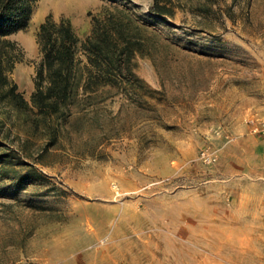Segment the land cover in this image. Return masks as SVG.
I'll return each instance as SVG.
<instances>
[{"label": "rangeland", "instance_id": "obj_1", "mask_svg": "<svg viewBox=\"0 0 264 264\" xmlns=\"http://www.w3.org/2000/svg\"><path fill=\"white\" fill-rule=\"evenodd\" d=\"M154 2L38 0L9 37L28 101L49 16L84 39L119 8L145 46L140 81L100 89L55 141L0 108V264H264V148L249 140L264 138L249 123L264 117V0H162L173 15Z\"/></svg>", "mask_w": 264, "mask_h": 264}, {"label": "trees", "instance_id": "obj_2", "mask_svg": "<svg viewBox=\"0 0 264 264\" xmlns=\"http://www.w3.org/2000/svg\"><path fill=\"white\" fill-rule=\"evenodd\" d=\"M37 1L0 0V108L9 105L32 113L33 129H51L49 138L55 141L60 124L74 109L93 105L100 89L140 81L134 58L145 42L138 37L141 26L119 8L95 18L84 39L69 19L57 22L47 17L37 32L41 60L36 67L35 91L28 101L11 78L20 57L16 42L9 37L29 27ZM152 11L173 15L162 0H155ZM9 156L0 155V166Z\"/></svg>", "mask_w": 264, "mask_h": 264}, {"label": "built area", "instance_id": "obj_3", "mask_svg": "<svg viewBox=\"0 0 264 264\" xmlns=\"http://www.w3.org/2000/svg\"><path fill=\"white\" fill-rule=\"evenodd\" d=\"M249 123L252 132H254L256 135L264 137V117L253 118L249 120ZM224 133L225 132L223 131H218V134L223 135L229 142L231 140L230 135ZM199 158L203 163L212 165L218 161L219 149L211 145H206L200 150Z\"/></svg>", "mask_w": 264, "mask_h": 264}, {"label": "crops", "instance_id": "obj_4", "mask_svg": "<svg viewBox=\"0 0 264 264\" xmlns=\"http://www.w3.org/2000/svg\"><path fill=\"white\" fill-rule=\"evenodd\" d=\"M250 141L255 142L258 146H259V150H258V159L261 160V158L263 157V149L264 148V138L262 137H256V136H252L249 138Z\"/></svg>", "mask_w": 264, "mask_h": 264}, {"label": "bare ground", "instance_id": "obj_5", "mask_svg": "<svg viewBox=\"0 0 264 264\" xmlns=\"http://www.w3.org/2000/svg\"><path fill=\"white\" fill-rule=\"evenodd\" d=\"M169 215V214H168ZM172 217V216H171Z\"/></svg>", "mask_w": 264, "mask_h": 264}]
</instances>
